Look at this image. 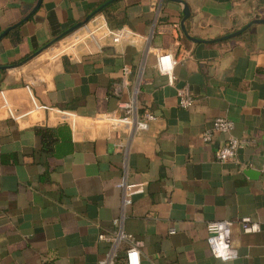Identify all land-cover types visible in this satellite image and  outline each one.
Returning <instances> with one entry per match:
<instances>
[{"label":"crops","instance_id":"obj_1","mask_svg":"<svg viewBox=\"0 0 264 264\" xmlns=\"http://www.w3.org/2000/svg\"><path fill=\"white\" fill-rule=\"evenodd\" d=\"M39 1L0 0V36L15 27L0 40V264H98L110 250L99 235L120 229L142 243L141 264H264V24L213 43L264 20V0H183L200 42L183 33L178 2L119 0L65 34L111 0H41L25 20ZM97 26L135 36L114 44L88 35ZM157 50L176 59L173 84ZM183 87L190 109L178 105ZM136 91L158 117L147 132L96 122ZM218 118L244 143L235 161L216 160L226 135L202 141ZM39 128L56 132L52 154ZM122 181L146 185L127 208ZM245 217L257 234L243 233ZM214 221L233 224L235 261L211 255Z\"/></svg>","mask_w":264,"mask_h":264},{"label":"built area","instance_id":"obj_2","mask_svg":"<svg viewBox=\"0 0 264 264\" xmlns=\"http://www.w3.org/2000/svg\"><path fill=\"white\" fill-rule=\"evenodd\" d=\"M88 35L97 39L110 37L114 44L122 43L135 36L133 32L126 28L112 30L106 26H97L89 31ZM82 41L83 39L76 38L74 44L68 49H73ZM156 57L159 72L167 76L170 84H173L175 81L173 73L176 64L174 55L157 50ZM131 74L132 71L130 67L126 66L122 69V80L124 85H126L127 79ZM137 94L138 91L135 92L131 100L120 102L117 113L102 115L96 118V122L107 124L114 129H129L134 135L147 132L150 129L151 123L156 122L158 117L152 112L141 111L137 100ZM177 98L178 105L182 109H190L196 103L188 87L179 89ZM64 114L75 124L78 119L77 117L73 116L71 113ZM233 129V122L224 118H218L213 122L212 127L202 135V141L206 144L212 142L217 134L226 135L225 144L215 154L216 160L220 163L235 161L239 149L244 144L232 135ZM116 186L123 190V204L125 208L132 205L135 195L144 194L146 189V185L140 182L127 183L126 181H122ZM119 223V221H115L116 225H119ZM240 224L244 234H257L260 230L258 223L253 221L250 217L241 219ZM232 228L233 224L230 221H214L207 225V243L214 259L222 262H232L238 259L239 251L233 243ZM99 241L109 243L110 250L107 256L99 261L98 264H141L142 243L136 241V239L122 229L112 235L100 234ZM124 242L128 243L129 247L121 254L120 245Z\"/></svg>","mask_w":264,"mask_h":264},{"label":"water","instance_id":"obj_3","mask_svg":"<svg viewBox=\"0 0 264 264\" xmlns=\"http://www.w3.org/2000/svg\"><path fill=\"white\" fill-rule=\"evenodd\" d=\"M117 1H119V0H111L110 2H108L107 4H105L104 6H102L101 8H99L95 13H93V14L90 15V16H88V17L86 18V20H85L83 23H80V24L74 26L73 28L69 29L65 34L72 33L73 31H75V30H77V29L83 27L85 24H87V23L91 20V18H92L93 16H95L97 13L101 12V11L103 10V8H105V7L108 6L109 4H111V3H113V2H117ZM169 1L178 2V3H181V4L184 5V12H183V13H184V19H183V21H182V31H183V33L185 34V36H186L189 40L194 41V42H200L199 40H196V39L191 38V37L189 36L188 32H187V29H186V26H185V22H186V21L189 19V17H190V10H189L188 6L186 5V3H185L183 0H169ZM40 3H41V0L39 1V4L37 5V7L32 11V13H31V14H30L25 20L29 19V17H30L32 14H34V12H36V11L38 10V8H39V6H40ZM25 20H24V21H25ZM256 24H264V20H255V21H253L252 23H250L249 25H247L246 27H244L242 30H240V31H238V32H236V33H233V34H231V35L225 36V37H223V38H221V39H217V40L213 41V43H214V42L217 43V42H221V41H224V40H227V39H231V38L239 37V36H241L242 34H244V33H245V32H246L251 26L256 25ZM14 28H15V27H12V28L6 30V31L0 36V40H1L3 37H5V36H6V35H7L12 29H14ZM248 173L253 174V175H256V173H255L254 171H250V170H249Z\"/></svg>","mask_w":264,"mask_h":264},{"label":"trees","instance_id":"obj_4","mask_svg":"<svg viewBox=\"0 0 264 264\" xmlns=\"http://www.w3.org/2000/svg\"><path fill=\"white\" fill-rule=\"evenodd\" d=\"M106 3H107V1H103L98 7H101ZM113 5H115V4H112L110 7H112ZM110 7H105L103 9V11L106 8H110ZM36 132L42 140L44 150L46 152H49L50 154H52L53 150H54L53 147H54V145L56 143V139H57L56 132L51 128H39L36 130Z\"/></svg>","mask_w":264,"mask_h":264},{"label":"rangeland","instance_id":"obj_5","mask_svg":"<svg viewBox=\"0 0 264 264\" xmlns=\"http://www.w3.org/2000/svg\"><path fill=\"white\" fill-rule=\"evenodd\" d=\"M79 38H80L81 40L83 39L82 37H79ZM74 42H75V39H74V41H72L71 45L74 44ZM71 45H70V46H71ZM70 46H68V47H66V48H71Z\"/></svg>","mask_w":264,"mask_h":264}]
</instances>
